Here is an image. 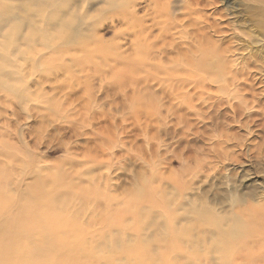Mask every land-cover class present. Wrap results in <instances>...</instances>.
Masks as SVG:
<instances>
[{"label": "rangeland", "instance_id": "1", "mask_svg": "<svg viewBox=\"0 0 264 264\" xmlns=\"http://www.w3.org/2000/svg\"><path fill=\"white\" fill-rule=\"evenodd\" d=\"M175 13L117 0L83 27L0 29V264L253 262L264 82L174 45Z\"/></svg>", "mask_w": 264, "mask_h": 264}, {"label": "bare ground", "instance_id": "2", "mask_svg": "<svg viewBox=\"0 0 264 264\" xmlns=\"http://www.w3.org/2000/svg\"><path fill=\"white\" fill-rule=\"evenodd\" d=\"M96 1L98 3L107 2L108 5L117 3V0H0V29L6 27L10 30L21 29L27 24L35 25L40 21H44L45 25L52 30L58 26L83 27L95 21L96 15L90 13L98 4ZM160 1L178 11L175 13V19L177 25L181 27L182 37L179 38L182 40L177 42L174 39V45L178 43L177 46L181 47L185 43L186 48L188 46V49H191L196 43L207 42L210 44L209 51L202 48L204 49L202 52L209 59L207 65L210 70L218 72L227 70L232 73L234 64L228 67L226 63L223 65L221 60L241 59L246 63L247 75L252 77L250 78L252 84L259 85L264 82L261 79L262 76L264 77V0ZM85 3L88 5L86 10H84ZM248 21L257 22L255 31L252 30ZM9 34L10 32L4 35ZM226 36L229 38L225 40ZM214 39L218 43H215ZM249 194L255 199L259 196L254 193ZM246 198L245 195L234 196L233 204H245ZM254 208L256 211L264 212V202L258 201ZM235 218L237 223L232 226L231 230L219 228L224 237L226 233L237 236L241 233L242 227H245L246 222L243 217L235 215ZM252 222L254 233H257V236L253 241V247L243 254V258L252 259L251 264H264V217L263 219L255 217ZM246 242H244V247H246ZM224 258L226 260L227 257ZM241 261L238 263L246 264V260Z\"/></svg>", "mask_w": 264, "mask_h": 264}]
</instances>
